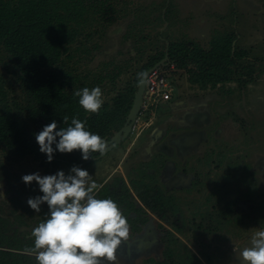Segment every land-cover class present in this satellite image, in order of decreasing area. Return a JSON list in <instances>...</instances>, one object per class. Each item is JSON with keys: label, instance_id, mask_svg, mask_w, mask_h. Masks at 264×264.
Wrapping results in <instances>:
<instances>
[{"label": "rangeland", "instance_id": "374dc122", "mask_svg": "<svg viewBox=\"0 0 264 264\" xmlns=\"http://www.w3.org/2000/svg\"><path fill=\"white\" fill-rule=\"evenodd\" d=\"M162 1L85 0L83 16L66 22L67 27L78 29L77 40L64 55L67 68L78 74L84 85L100 86L105 102L111 100L127 81L138 76L141 67L153 55L167 49L170 41L198 42L208 47L211 37L220 31L237 35L238 48L248 52L238 63L254 66L261 74L245 87L232 81L202 89L188 81L186 70H180L177 72L178 90L173 100L169 101L170 105L167 102V106L159 108L155 124L138 138L129 133L118 143H115V131L105 141L107 152L93 164L82 168L87 169L93 179L102 185L108 176L110 181L120 175L127 177L129 171L136 170L139 163L150 158L159 162L161 159L155 156L160 155L167 161L161 175L169 188L189 185L196 169L210 173L207 179L209 188L219 170L210 172L206 154L212 151L216 154L217 141L238 142L241 149L249 151L243 150L246 159L253 160L254 169L259 170L260 188L264 189V0H167L170 10L165 23L157 19L161 11L158 6ZM0 70L5 77L7 105L16 118L26 125L31 134L42 130L43 123L32 116L15 65L3 54H0ZM112 75H116L115 83L110 80ZM101 78L103 80L99 82ZM113 83L117 89H114ZM195 135L201 138L198 145L181 148L183 151H180L182 144L177 148L176 141ZM246 137L254 141L246 143ZM166 145L171 146L172 151H168ZM150 147L152 151H148ZM59 169L66 173L69 170L61 164L43 165L33 155L20 157L0 143V193L3 194L0 195V217L5 219L9 235L18 233L31 238V229L41 218V211L37 213L33 210L27 199L42 193L37 182L26 185L22 175L37 171L41 175L52 174ZM206 193L207 188L200 194L198 205L191 203L187 215L193 216L196 206L205 207ZM189 199L192 200V196ZM252 206V203L240 202L236 210L245 211ZM45 207L48 209L46 203L42 204L41 210ZM177 217L178 221L182 219L181 214ZM191 224L187 226L191 239L178 235L170 221H164L161 223L163 228H157V220H151L138 234L129 225V237L122 239L116 250V260L108 264H142L147 257L162 259L164 228H172L197 253L200 250L194 242L222 245L221 249L229 256L218 262L230 264L234 249L243 241L234 246L216 240L215 236L196 238ZM200 238L203 240L200 241ZM134 239L141 248L135 245ZM156 239L160 240L154 244L158 241ZM200 257L203 264H208L202 255Z\"/></svg>", "mask_w": 264, "mask_h": 264}, {"label": "trees", "instance_id": "16d2710c", "mask_svg": "<svg viewBox=\"0 0 264 264\" xmlns=\"http://www.w3.org/2000/svg\"><path fill=\"white\" fill-rule=\"evenodd\" d=\"M84 3L85 0H0V54L9 57L15 65L32 116L43 123L42 127L53 119L57 121L58 128L67 127L72 116L76 115L86 120V127L91 132L98 133L106 141L126 124L143 76L141 73L144 74L162 60L167 49L153 55L141 67L139 75L118 89L111 100L105 101L98 113L86 112L78 104L79 98L73 96V91L83 87L91 89L94 84L81 83L79 75L68 69L64 62V55L78 37V29L67 27L66 22L83 16L86 9ZM167 3V0H163L158 6L161 11L157 19L161 23L168 20L170 9ZM236 41L234 32L220 31L211 37L208 47L198 42L188 44L173 40L168 46L169 60L175 62L179 69L186 70L188 81L202 89L232 81L245 87L255 82L261 71L254 66L238 63L248 52L238 48ZM115 77L110 76V80L114 82ZM98 80L100 82L103 78ZM5 83L0 70V143L20 157L33 155L48 167L53 163L65 165L68 169L72 165L87 166L103 154L95 152L92 154L94 157L83 160L78 149L70 153L57 151L53 160L48 162L46 155L39 151L35 134L29 132L7 105ZM114 89H117L116 86ZM63 116L69 117L67 123L63 122ZM246 139V143L254 141L251 137ZM217 143L216 154L209 152L205 158L210 172L219 170L209 188L207 179L210 173L196 169L189 185L166 193L165 189L155 185L165 164L150 158L139 163L136 170L128 172L129 181L122 175L116 176L103 183L97 195L116 201L132 230L141 229L148 220V211H154L163 218H170L178 233L189 239L187 226L192 222L190 226L196 238L210 235L236 246L255 230L264 228V189L260 188L259 170L254 169L253 160L246 159L244 151L249 153L248 150L241 149L238 142ZM206 188L205 207L196 206L193 216L187 215L191 203L198 205L200 194ZM189 196H192V200ZM240 202L252 203L253 206L249 210L238 211L236 207ZM47 211L46 207L41 210L39 220ZM166 213L170 217H165ZM180 214L181 224L173 219ZM4 220L0 217V264H36L34 255L25 252L33 245V239L18 233L9 235ZM163 242L162 259L151 257L144 264H203L201 255L208 264H219L218 261L229 256L221 249L222 245L212 242H194L200 250L197 253L173 231H167Z\"/></svg>", "mask_w": 264, "mask_h": 264}, {"label": "clouds", "instance_id": "9594fccd", "mask_svg": "<svg viewBox=\"0 0 264 264\" xmlns=\"http://www.w3.org/2000/svg\"><path fill=\"white\" fill-rule=\"evenodd\" d=\"M73 96L88 113H98L104 104L98 85L75 89ZM68 120L63 116L64 123ZM35 139L48 162L57 151L70 153L78 149L81 158L88 160L93 153H104L106 149L104 138L91 132L86 120L76 115L67 127L58 128L53 119L35 133ZM21 179L26 185L37 182L42 193L30 196L27 204L37 213L45 202L48 206L47 213L31 229L33 245L25 249L34 255L36 264H108L116 260V250L122 239L129 237L130 226L116 201L97 195L102 185L87 169L72 165L67 173L63 169L45 175L37 171ZM239 250L243 264H264V228L255 230L248 246Z\"/></svg>", "mask_w": 264, "mask_h": 264}, {"label": "built area", "instance_id": "2783aa9c", "mask_svg": "<svg viewBox=\"0 0 264 264\" xmlns=\"http://www.w3.org/2000/svg\"><path fill=\"white\" fill-rule=\"evenodd\" d=\"M180 70L175 62L162 59L148 72L142 104L131 130L135 138L155 124L159 108L174 98Z\"/></svg>", "mask_w": 264, "mask_h": 264}, {"label": "water", "instance_id": "95a60500", "mask_svg": "<svg viewBox=\"0 0 264 264\" xmlns=\"http://www.w3.org/2000/svg\"><path fill=\"white\" fill-rule=\"evenodd\" d=\"M163 59L164 60L169 59L168 47H167L166 55H165V57ZM153 67L148 69L143 74V76H142V78H141V80L139 82V85H138V88H137V92H136L135 97H134L133 105H132L131 110H130L128 116H127L126 124L119 131H117L116 134H115V137H116L115 143H118L120 141L121 137L127 136L129 133H131L133 123L135 122V120L137 118V115L139 113V110H140V107H141V104H142L143 94H144L145 84H146V76H147L148 72ZM250 236H248L233 251V257L232 258H234L238 264H243L242 259L240 258V255H239V251H240L239 249L248 246V240H249Z\"/></svg>", "mask_w": 264, "mask_h": 264}, {"label": "flooded vegetation", "instance_id": "af4514ba", "mask_svg": "<svg viewBox=\"0 0 264 264\" xmlns=\"http://www.w3.org/2000/svg\"><path fill=\"white\" fill-rule=\"evenodd\" d=\"M108 139H110V138H108ZM108 139H106V140H108ZM134 146V145H133ZM179 144H177V148H179ZM169 148V147H168ZM172 148V147H171ZM171 148H169V151H172V149ZM107 150V147H106V149H105V152H107L106 151ZM168 150V149H167ZM104 152V153H105ZM103 153V154H104ZM102 154V155H103ZM101 155V156H102ZM155 156V155H154ZM155 157H157V158H160L161 160L159 161V162H162L163 164H165L164 165V168H166V163H167V161H165L164 160V158L162 157V156H160V155H158V156H155ZM96 161H97V159H96ZM95 161V162H96ZM93 164V163H92ZM91 165V164H90ZM163 168H162V170H161V172L158 174V181L156 182V186L157 187H161V188H163V189H165V191H166V193H168V190H172V189H174V188H179V186H175V187H171V188H169L167 185H166V183L165 182H163V180H162V172H163ZM157 173V172H156ZM121 176V175H120ZM123 176V175H122ZM126 179H127V177H126V175L124 176ZM115 178V177H114ZM113 178V179H114ZM107 181H110V180H105L104 181V183L105 182H107ZM185 186H187V185H183V186H181V188H184ZM184 195V194H183ZM149 212V215H148V220H147V222L145 223V224H143L142 225V228L141 229H139V230H133V232H135V234H138V233H141V232H143L144 230H145V227H146V225L147 224H150L151 223V220H157V228H163L162 227V225H161V223H163L164 221H170L171 222V220H170V218H163V215H160L159 213H157V212H154V211H148ZM178 215H176V216H174L173 217V219H174V221H176V222H178L179 224H181V220L180 221H178V217H177ZM165 217H170V214H165ZM165 229V231H164V236L161 238V241L163 242V239H164V237H165V235H166V233H167V231H173L176 235L178 234L177 232H175L174 230H171V229H166V228H164ZM178 235H180V234H178ZM177 235V236H178ZM181 236V235H180ZM135 240V239H134ZM156 240H158V241H156V242H154V244H156L157 242H159V240L160 239H156ZM135 245H137L138 247H140L141 248V246H140V244H136V240H135ZM163 245H164V242H163ZM164 251V250H163ZM149 258H151V257H147V259H149ZM153 258H155V257H153ZM147 259H145L144 260V262L147 260ZM144 262L142 263V264H144ZM141 264V263H140Z\"/></svg>", "mask_w": 264, "mask_h": 264}, {"label": "crops", "instance_id": "0c3cea01", "mask_svg": "<svg viewBox=\"0 0 264 264\" xmlns=\"http://www.w3.org/2000/svg\"><path fill=\"white\" fill-rule=\"evenodd\" d=\"M172 100H173V99H172ZM168 103H169V104H168ZM168 103H167L168 105L171 104L170 102H168ZM165 105H166V104H165ZM165 105H164V106H165ZM166 106H167V105H166ZM162 107H163V106H162ZM194 109H195L196 111L198 110L197 107H194ZM159 112H160V111L158 110V114H159ZM158 114H157V117H158ZM145 133H146V132H145ZM184 138H185V137H184ZM184 138H183V140L180 141V142H179V141H176V144H179V145L182 144V145L180 146V151H183L181 148H189V147H193V146H195V145H198V144L201 142V138H200L198 135H195V136L192 137V138L189 137V136H188V137L186 136L185 139H184ZM188 138H191V139H189L186 143L183 144V142H185ZM168 147L171 148V146H168V145L165 146V148L168 149V151H169V148H168ZM171 149H172V148H171ZM148 151H152L151 147H150V150H148ZM107 178H108V179H107ZM107 178H106L107 180L110 179L109 176H108Z\"/></svg>", "mask_w": 264, "mask_h": 264}, {"label": "bare ground", "instance_id": "6f19581e", "mask_svg": "<svg viewBox=\"0 0 264 264\" xmlns=\"http://www.w3.org/2000/svg\"><path fill=\"white\" fill-rule=\"evenodd\" d=\"M230 264H238L234 258L231 259Z\"/></svg>", "mask_w": 264, "mask_h": 264}]
</instances>
